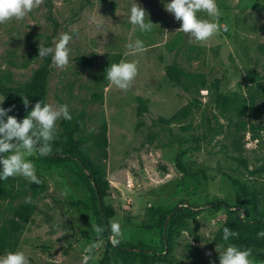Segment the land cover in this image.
<instances>
[{"label": "rangeland", "instance_id": "1", "mask_svg": "<svg viewBox=\"0 0 264 264\" xmlns=\"http://www.w3.org/2000/svg\"><path fill=\"white\" fill-rule=\"evenodd\" d=\"M135 2L154 24L150 32L129 22L133 0H43L23 20L0 24V80L8 88L26 82L41 63L39 45L50 40L53 47L62 33L72 35L68 66L47 65L43 103L68 104L72 120L57 121L58 136L76 122L72 137L90 155L91 131L105 122V179L98 193L112 209L107 223L117 221L122 229L117 246L96 237L91 194L78 173L70 163L48 166L34 154L29 159L41 183L12 177L9 192L0 194V208L31 197L25 219L6 211L21 227L13 251H23L30 264H82L94 241L100 246L88 264H219L216 246L226 245L216 232L225 211L216 202L243 216L240 182L264 214V0H216L218 19L197 13L220 26L205 42L176 31L181 22L165 10L170 0ZM136 39L145 51L126 55ZM175 39L170 50L167 43ZM113 58L138 64L127 91L99 79ZM172 62L203 73L206 87L186 91L174 84L165 73ZM232 91L244 110L223 102ZM11 93L0 91V107L20 102ZM251 259L264 264V248H253Z\"/></svg>", "mask_w": 264, "mask_h": 264}, {"label": "clouds", "instance_id": "2", "mask_svg": "<svg viewBox=\"0 0 264 264\" xmlns=\"http://www.w3.org/2000/svg\"><path fill=\"white\" fill-rule=\"evenodd\" d=\"M43 0H0V24H6L11 20H23L35 8H38ZM165 10L174 15L177 21L181 22L180 28L176 31L188 34L190 42H205L220 31V26L215 20L198 17L197 13L205 12L209 17L218 19L219 9L216 0H170L165 4ZM148 17L145 9L133 0L130 8L129 22L136 26L140 32H150L154 24L145 17ZM97 27L102 25L97 22ZM224 30H227L226 28ZM72 35L62 33L54 41L53 47H43L39 45V58L51 57L52 65L63 69L69 64L70 49L69 42ZM126 55H136L145 51L144 42L136 39L127 45ZM138 75V64L135 61L120 60L118 63H111L106 69V79L110 85L127 91ZM22 102L27 108L29 100L27 96H21ZM4 101V100H3ZM0 101V104L3 103ZM12 108L0 107V180H7L10 177H23L29 183L39 185L41 180L36 174V167L29 157L34 154L47 156L53 152L52 144L58 138L57 121L63 119L72 120L69 106L63 104H50L38 101L28 112L22 121H18L15 116L8 115ZM69 189L65 186L61 190V195H68ZM25 203H32L31 197H26ZM111 235L109 240L113 246L120 243L122 237L121 225L117 221L109 225ZM91 230L96 237H101L104 228L91 223ZM238 233L229 227L223 228V240L228 241L230 237L237 236ZM259 238H264V231H260ZM100 245L97 242L90 243L82 257V264H88L92 259L91 253ZM219 253V264H255L251 259L252 249H241L234 244L216 246ZM211 255V253H209ZM0 264H30L29 258L23 251H6L0 255Z\"/></svg>", "mask_w": 264, "mask_h": 264}, {"label": "trees", "instance_id": "3", "mask_svg": "<svg viewBox=\"0 0 264 264\" xmlns=\"http://www.w3.org/2000/svg\"><path fill=\"white\" fill-rule=\"evenodd\" d=\"M176 39L169 41L167 47L170 50L176 48ZM43 47H50V40H47ZM51 61V57L41 58V63L32 70L29 79L26 82L19 83L14 87H7L0 80V91L4 94H9L11 92V99L18 98L20 102L13 105L12 111L8 115L15 116L18 121H22L26 117L28 112L32 109L36 102L41 101L43 103V98L46 93V74L48 72L47 65ZM117 58H113L112 63H116ZM106 73V72H105ZM102 74L99 79L104 82H108L106 79V74ZM165 73H167L169 79L174 83L180 85L186 91H191V88L206 87V78L203 73H193L185 70L179 64L172 62L171 64H166ZM255 73H251L252 81L254 80ZM21 96H27L29 100V106L25 108ZM228 99L222 98L223 102L226 104H233L237 109H245V102L239 99L238 92L232 91L230 94H226ZM7 109V108H6ZM178 113H174L171 118H174ZM65 122V121H64ZM63 123V120H62ZM65 124V123H64ZM63 124V126H64ZM76 122L70 127H63V132L61 136L53 142V152L47 156H39L37 154L38 160L45 162L48 166L63 165L70 163L73 169L78 173L84 186L89 190L91 194V208L92 213L95 216V223L104 228L102 238H105L109 245V236L111 235L107 219L112 215V209L104 204L98 193L99 187L101 186L103 180L105 179V164L101 159H104L107 155L106 144V124L101 122L97 125V128L91 131V144L90 146L95 151L94 155H90L88 150L81 145V141L74 139L72 133L76 128ZM89 146V148H90ZM12 177L7 180H0V194L5 191L9 192V188L5 186L6 183L10 182ZM238 184L237 196L244 202L246 209L243 216H240L239 209L237 207L228 204L224 200H218L216 205L222 207L225 211L224 222L220 225L216 232V237L223 242L226 246L228 244H234L241 249L246 248H264V238H259L258 233L264 231V214L256 209V203L254 197L250 199L246 198L248 194L247 186L245 184ZM7 209L13 210L17 218L25 219L29 215V209L26 203L21 205H4L0 208V253H5L6 251H13L16 244L18 243V233L20 231V223L17 218L12 217L13 215H6ZM184 209L188 210V206H184ZM178 211L176 206L169 212L168 222L174 217ZM170 226V222L168 227ZM229 227L232 231L238 233L235 237H230L226 242L223 240V228ZM168 230V228H167ZM164 233V240L167 241L168 232Z\"/></svg>", "mask_w": 264, "mask_h": 264}]
</instances>
